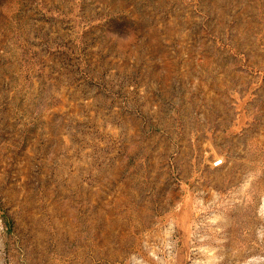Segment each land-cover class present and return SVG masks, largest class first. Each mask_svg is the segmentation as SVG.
Segmentation results:
<instances>
[{"label": "rangeland", "instance_id": "374dc122", "mask_svg": "<svg viewBox=\"0 0 264 264\" xmlns=\"http://www.w3.org/2000/svg\"><path fill=\"white\" fill-rule=\"evenodd\" d=\"M0 264H264V0H0Z\"/></svg>", "mask_w": 264, "mask_h": 264}]
</instances>
